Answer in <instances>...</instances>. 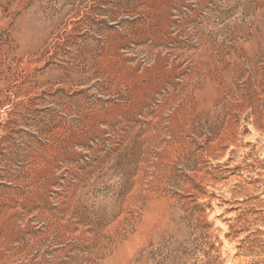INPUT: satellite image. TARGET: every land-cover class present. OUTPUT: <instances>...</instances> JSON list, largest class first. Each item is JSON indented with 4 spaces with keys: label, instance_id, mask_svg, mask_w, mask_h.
I'll list each match as a JSON object with an SVG mask.
<instances>
[{
    "label": "rangeland",
    "instance_id": "374dc122",
    "mask_svg": "<svg viewBox=\"0 0 264 264\" xmlns=\"http://www.w3.org/2000/svg\"><path fill=\"white\" fill-rule=\"evenodd\" d=\"M0 264H264V0H0Z\"/></svg>",
    "mask_w": 264,
    "mask_h": 264
}]
</instances>
